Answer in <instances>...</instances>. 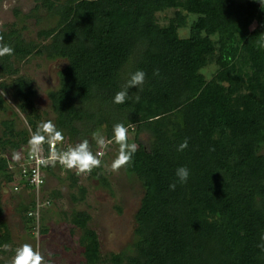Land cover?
Masks as SVG:
<instances>
[{
  "label": "trees",
  "instance_id": "1",
  "mask_svg": "<svg viewBox=\"0 0 264 264\" xmlns=\"http://www.w3.org/2000/svg\"><path fill=\"white\" fill-rule=\"evenodd\" d=\"M34 1L35 12L58 17L55 28L38 32V43L19 30L0 32V43L14 49L0 57V72L14 79L0 87L10 91L32 130L38 127L31 114L36 93L30 80L17 77L15 62L33 55L68 62L49 99L54 123L70 144L84 129L91 147L99 129L113 140L117 123L150 136L123 167L144 189L130 245L104 256L88 227L91 215L69 216L83 231V264H264V0H182L187 14L176 13L163 25L157 16L170 0ZM186 28L188 37H181ZM137 70L146 73L144 84L127 89L125 103H114ZM3 103L0 96V108ZM2 124L3 153L28 145L27 131ZM185 139L187 148L178 151ZM4 155L0 175L10 170ZM181 166L190 171L186 183L176 177ZM101 170L91 176L109 187ZM79 189L74 202L86 195ZM1 215L0 208L4 246L11 234Z\"/></svg>",
  "mask_w": 264,
  "mask_h": 264
},
{
  "label": "rangeland",
  "instance_id": "2",
  "mask_svg": "<svg viewBox=\"0 0 264 264\" xmlns=\"http://www.w3.org/2000/svg\"><path fill=\"white\" fill-rule=\"evenodd\" d=\"M35 4L34 0H0V32L19 30L27 42L38 43L40 41L38 32L55 28L58 17L49 15L45 10L35 12ZM176 13L187 14V4L184 1L170 0L169 9L157 17L163 25ZM193 19L194 16H190L188 24ZM188 34V28L179 30L181 37H188ZM13 61L15 62L14 59ZM67 64L66 60H50L45 56L33 55L27 60L15 62L17 77H24L33 84L36 94L33 99L34 112L31 114L34 113L35 116L32 118L35 119L37 126L48 120L54 123L56 119L49 94L59 90V73ZM213 67L207 69L206 74H210ZM12 79L14 78L0 72V84H10ZM0 96L4 100L0 108V139H5L3 138L5 129L2 124L5 121L16 124L11 131L16 133L27 131L31 137L34 131L29 126V117L18 108L10 91L0 87ZM36 116L38 119L35 118ZM87 130L79 132L76 144L83 141L84 137L89 141L92 139L91 132ZM96 135L103 136L106 141H112L106 149H101L96 142L95 146H90L94 154L104 152L99 168L102 169L101 175L108 180L109 187L102 181L96 180L91 174L82 177L75 175L77 176L75 178L71 175V171H63L61 179L56 184L50 180L45 183L41 192L37 193L19 183L20 178L15 176L17 169L9 170L7 175H0V186L3 181L6 182L9 196L4 203L0 201L1 220L6 223L11 234L8 250L0 246V261L3 264H11L16 248L25 243L38 249L44 255L45 261L50 264H83V248L80 243L83 231L74 227L69 221V216L71 218L73 212H88L91 215L88 227L97 232L104 256L110 253L118 254L133 242L136 228L135 215L144 195L143 186L136 177L128 176L123 167L118 171L111 169L112 161L118 156L119 145L114 139H108L105 129H99ZM149 139L147 132L138 135L137 127L128 128L129 143H136L138 147L139 142L147 147ZM64 140L68 142L69 147H74L67 138ZM0 153V155L6 154L1 148ZM262 153L264 154V151ZM4 157L6 158V155ZM80 187L86 190V195L83 200L74 202L73 197L80 195ZM38 200L43 207L36 213L30 209L34 208ZM25 208L29 210L26 213ZM30 212L33 215H29ZM44 230L48 232L45 233Z\"/></svg>",
  "mask_w": 264,
  "mask_h": 264
},
{
  "label": "clouds",
  "instance_id": "3",
  "mask_svg": "<svg viewBox=\"0 0 264 264\" xmlns=\"http://www.w3.org/2000/svg\"><path fill=\"white\" fill-rule=\"evenodd\" d=\"M4 39L3 35H0V42ZM14 49L6 44L0 43V57L5 55L11 56ZM154 75H159V70L154 72ZM146 73L142 70H137L133 73L128 80L125 89L117 92L114 96V103L123 104L128 98L127 89L138 87L144 84ZM139 100V96L135 98ZM113 138L116 144L119 145L118 156L112 161L111 169L118 171L120 168L132 163V158L137 151L136 143L128 142V128L122 123H117L113 127ZM97 145L101 149H106L108 144L112 141H106L103 136L95 137ZM64 140L63 133L57 129L56 125L51 121L42 122L38 125L36 131L31 134L28 141L29 155L35 159L36 164L48 166H55L57 163L64 166L67 169H75L76 174H89L94 168L101 166V158L104 152L93 153L90 148L89 141L84 139L74 147H69L67 150H58L57 144L62 143ZM48 144L50 147L49 155L43 156V146ZM188 146V141L185 139L178 147V151H183ZM21 159L20 153L13 154V160L19 161ZM190 175V171L187 167L181 166L176 170V177L181 183H186ZM170 189L174 190L175 183L171 184ZM264 239V237H262ZM5 250H8L9 245L5 244ZM11 264H46L45 257L38 249H34L31 244L25 243L22 246L16 248L15 256Z\"/></svg>",
  "mask_w": 264,
  "mask_h": 264
},
{
  "label": "built area",
  "instance_id": "4",
  "mask_svg": "<svg viewBox=\"0 0 264 264\" xmlns=\"http://www.w3.org/2000/svg\"><path fill=\"white\" fill-rule=\"evenodd\" d=\"M57 149L58 150H67L69 148V144L68 142L63 141L60 144H57ZM43 156L47 157L49 155V151H50V147L48 144H45L43 146ZM20 153L23 155L21 156V159L19 161H16L18 163V165H14V166H10V170H14L17 169L18 172V176L20 178L21 183H23V185H25L26 187H29V189L31 188L33 191H37V193L41 192V189L44 187L45 183H46V171L48 168L52 167V165H48V166H43V165H37L35 159H33L30 155H29V146H22ZM101 158V157H100ZM55 166H59L63 171H71L72 174L77 175L76 174V170L75 169H67L64 166L60 165L59 163H57ZM91 173L87 174L90 175ZM85 174H80L77 175L78 177H82ZM3 185V184H2ZM5 185V184H4ZM35 188V189H33ZM7 189V188H6ZM17 189V188H15ZM43 201V199L41 200V202ZM43 204V203H42ZM47 204H49V202L47 201ZM43 206H40V201L38 200L36 202V204L34 205V208L31 209L33 212L40 211ZM31 211V212H32ZM29 213V215H33L32 213Z\"/></svg>",
  "mask_w": 264,
  "mask_h": 264
},
{
  "label": "crops",
  "instance_id": "5",
  "mask_svg": "<svg viewBox=\"0 0 264 264\" xmlns=\"http://www.w3.org/2000/svg\"><path fill=\"white\" fill-rule=\"evenodd\" d=\"M15 153H20V152H15ZM7 155H6V160L7 161H9V162H11L10 164H9V166H14V163H12V161H14V162H16L15 160H13V154H14V152H11V153H6ZM21 154V153H20ZM12 156V157H11ZM21 156H22V154H21ZM8 158H10L9 160H8ZM53 168H51L49 171H46V182L48 183V181L50 182V180H53L54 181V183L56 184L57 183V181H59L60 179H61V176H62V173H63V170L59 167V166H52ZM57 171H58V174H57ZM9 173V172H8ZM7 173V174H8ZM6 174V175H7ZM4 176V175H3ZM16 177H18V179H19V176H18V174H16L15 175ZM8 177V176H7ZM53 178V179H52ZM7 179H9V177L7 178ZM19 183H21V181H20V179H19ZM46 183V184H47ZM2 184L3 185H1L0 186V189H1V192H0V201L1 202H5V201H7L6 199L7 198H9V196H8V189H6V188H8V186H7V184H6V182L5 181H3L2 182ZM5 184V185H4ZM30 190V189H29ZM53 191V190H52ZM56 192H58V191H56Z\"/></svg>",
  "mask_w": 264,
  "mask_h": 264
}]
</instances>
